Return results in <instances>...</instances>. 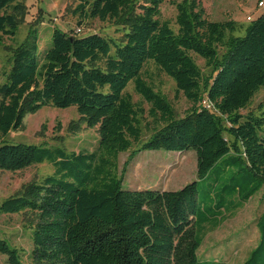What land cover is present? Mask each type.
Instances as JSON below:
<instances>
[{
  "label": "trees",
  "instance_id": "obj_1",
  "mask_svg": "<svg viewBox=\"0 0 264 264\" xmlns=\"http://www.w3.org/2000/svg\"><path fill=\"white\" fill-rule=\"evenodd\" d=\"M24 1L0 0V44L1 35H14L23 21ZM162 2L80 0L79 17L112 21L122 27V36L69 34L54 27L51 46L39 52L32 26L23 42L9 47L11 65L0 85V138L20 129L27 113L48 105L76 108L79 119L70 121L69 133L85 124L97 127L99 135L92 152L0 144L2 170L43 161L55 167L52 175L22 185L0 204V213L33 216L28 264H222L198 257L206 232L264 193V98L249 107L264 87V12L250 20L244 35L235 36V22L212 21L199 0H182L175 3L174 31L159 18ZM192 53L205 61L208 73ZM148 62L190 101L183 116L176 117L141 77ZM129 83L162 123L145 141L142 109L125 92ZM134 145L132 156L194 150L196 180L177 190L124 189L117 159ZM220 160L223 167L213 171ZM204 182L206 197L200 199ZM256 227L258 242L243 264H264V208ZM0 255L8 264H27L3 239Z\"/></svg>",
  "mask_w": 264,
  "mask_h": 264
},
{
  "label": "rangeland",
  "instance_id": "obj_2",
  "mask_svg": "<svg viewBox=\"0 0 264 264\" xmlns=\"http://www.w3.org/2000/svg\"><path fill=\"white\" fill-rule=\"evenodd\" d=\"M181 1L163 0L160 6L159 18L167 20L174 31L177 30L175 3ZM199 1L208 19L235 22L237 24L236 31L233 33L235 36L244 35V30L250 22L248 17L255 19L264 12V6H258L260 0ZM24 2L26 13L15 34L1 35L0 85L6 81V74L11 65L9 47L14 48L23 42L32 26H35L38 32L39 52L51 46L54 27L69 34L98 33L115 40H118L123 33L122 27L115 25L112 21L79 17L76 7L80 0H25ZM191 55L202 73H208L209 69L205 66V61L194 53ZM141 77L155 92L165 97L176 117L183 116L189 110L190 101L182 92L177 91L175 82L153 62L144 65ZM125 92L131 97L133 103L142 109L139 121L141 141H145L162 126V123L159 119L150 116V105L135 91L133 83L127 85ZM263 98L264 87L255 93L249 107H254ZM245 111L241 110V113ZM78 119L79 114L73 106L67 108L43 106L33 113H27L21 128L11 130L1 137L0 144L4 142L58 146L67 152L96 151L99 140L97 127L88 128L82 124L81 129L76 133L67 131L70 121H78ZM135 149L137 145L118 155L117 175L121 177L124 189L177 190L197 178L196 153L192 149L183 152L143 150L132 156ZM222 161L220 160L212 170L223 167ZM54 170L55 167L47 161L18 171L0 169V204L4 198L15 194L22 185L31 181L40 182L45 176L52 175ZM199 189V198H205L206 182L201 183ZM263 208L264 193L260 190L220 226L206 232L197 251L198 257L202 260H216L222 264H243L258 242L256 221ZM32 221L33 216L29 212L0 213V239L5 240L10 247L16 248L22 262L27 264L31 262L32 238L29 223ZM0 264H8L5 255H0Z\"/></svg>",
  "mask_w": 264,
  "mask_h": 264
},
{
  "label": "built area",
  "instance_id": "obj_3",
  "mask_svg": "<svg viewBox=\"0 0 264 264\" xmlns=\"http://www.w3.org/2000/svg\"><path fill=\"white\" fill-rule=\"evenodd\" d=\"M258 6L263 7L264 6V0H260L258 2ZM248 20L250 21L251 20V17H248ZM207 106L209 107V105H207Z\"/></svg>",
  "mask_w": 264,
  "mask_h": 264
},
{
  "label": "bare ground",
  "instance_id": "obj_4",
  "mask_svg": "<svg viewBox=\"0 0 264 264\" xmlns=\"http://www.w3.org/2000/svg\"><path fill=\"white\" fill-rule=\"evenodd\" d=\"M206 107H208V106H206Z\"/></svg>",
  "mask_w": 264,
  "mask_h": 264
}]
</instances>
